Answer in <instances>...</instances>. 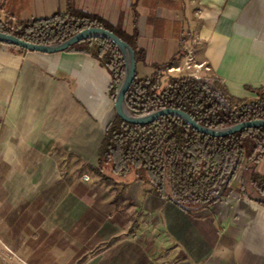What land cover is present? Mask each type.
<instances>
[{
    "label": "crops",
    "instance_id": "obj_1",
    "mask_svg": "<svg viewBox=\"0 0 264 264\" xmlns=\"http://www.w3.org/2000/svg\"><path fill=\"white\" fill-rule=\"evenodd\" d=\"M72 2L127 34L136 5L140 77L188 38L183 49L202 66L199 78L219 79L239 99L264 90V0ZM66 8L67 0H0V19ZM110 83L91 55L0 44V253L8 264H264V204L239 192L249 162L228 194L190 212L147 193L132 174L120 186L99 180L98 149L116 116ZM255 171L264 176V157Z\"/></svg>",
    "mask_w": 264,
    "mask_h": 264
},
{
    "label": "trees",
    "instance_id": "obj_2",
    "mask_svg": "<svg viewBox=\"0 0 264 264\" xmlns=\"http://www.w3.org/2000/svg\"><path fill=\"white\" fill-rule=\"evenodd\" d=\"M133 23L132 34H127L121 27L97 14L77 9L72 0H67L65 12L48 17L0 19V33L35 45H51L62 43L83 30L101 28L132 48L137 66L144 63L145 52L137 45L136 16ZM187 40L180 39L179 52L168 62L152 65L150 76L140 77L135 71L124 97L126 111L133 117H141L164 109L180 110L208 129L264 120L263 89L248 88L255 96L239 99L231 96L215 77L194 78L168 73L185 57L183 45ZM65 52L84 53L98 60L110 74L109 95L115 100L124 77L125 61L112 41L101 37L86 39ZM263 157L264 128L213 137L199 132L177 116H160L152 123L135 125L116 115L106 126L93 172L101 182L113 186H120L118 181L132 174L135 181L148 187L147 193L190 212L197 205H211L228 194L245 161L251 168L239 192L264 204V176L255 171Z\"/></svg>",
    "mask_w": 264,
    "mask_h": 264
},
{
    "label": "water",
    "instance_id": "obj_3",
    "mask_svg": "<svg viewBox=\"0 0 264 264\" xmlns=\"http://www.w3.org/2000/svg\"><path fill=\"white\" fill-rule=\"evenodd\" d=\"M100 37L112 41L121 51L123 59L125 61L124 77L122 79L120 86L118 87L117 94L114 100L115 113L121 120L130 124L145 125L154 122L160 116L172 115L181 118L199 132L213 137L229 136L237 132H240L244 129L264 128V120H255V121L243 122L223 129H208L198 125L188 114L175 109H164L141 117L131 116L124 107V97L135 76L136 63H135L134 51L127 43L121 41L114 34L101 28H89L83 30L80 33L72 36L71 38H69L68 40L62 43L51 44V45H35L19 40L14 36L0 33V43L13 45L30 52L55 54V53L64 52L68 50L70 47L74 46L75 44L83 40L91 39V38H100ZM222 192L223 190L218 194V197L222 195Z\"/></svg>",
    "mask_w": 264,
    "mask_h": 264
},
{
    "label": "built area",
    "instance_id": "obj_4",
    "mask_svg": "<svg viewBox=\"0 0 264 264\" xmlns=\"http://www.w3.org/2000/svg\"><path fill=\"white\" fill-rule=\"evenodd\" d=\"M201 68L202 66L197 65L191 57V54L188 53V55L185 57V60L183 61V64L181 66L172 67L168 70V73L171 75L174 74L178 76L199 78L198 73ZM82 178L85 181L89 180L87 176H83Z\"/></svg>",
    "mask_w": 264,
    "mask_h": 264
},
{
    "label": "rangeland",
    "instance_id": "obj_5",
    "mask_svg": "<svg viewBox=\"0 0 264 264\" xmlns=\"http://www.w3.org/2000/svg\"><path fill=\"white\" fill-rule=\"evenodd\" d=\"M2 2H3V0H2ZM132 12H133L134 16L137 15V13H136V5L135 4L133 5ZM163 81L165 82V81H167V79L164 78ZM247 151H249V149H247ZM230 190H231V188L229 189L228 193L230 192ZM9 262L10 261H9L8 256H5V255H3V253H0V264H8Z\"/></svg>",
    "mask_w": 264,
    "mask_h": 264
}]
</instances>
